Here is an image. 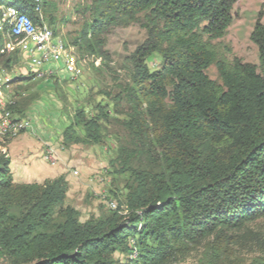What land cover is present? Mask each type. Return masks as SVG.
Returning a JSON list of instances; mask_svg holds the SVG:
<instances>
[{"label": "trees", "instance_id": "obj_1", "mask_svg": "<svg viewBox=\"0 0 264 264\" xmlns=\"http://www.w3.org/2000/svg\"><path fill=\"white\" fill-rule=\"evenodd\" d=\"M236 2L85 0L80 13L86 18L71 43L81 56L107 58L112 29L139 24L145 31L128 57L130 83L113 99L126 104L116 113L126 136L109 168L114 177L127 178L125 195L117 209L81 221L66 202L64 175L43 183L14 181L2 151L8 140L0 138V264H119L116 253L128 264H173L203 245L205 264H217L222 242L233 239L254 242L260 251L255 264H264V229L251 228L264 220L261 15L249 35L258 65L228 60L213 44L227 34ZM0 5L34 25L55 23L50 0ZM10 51L0 30V67L6 71L21 60L19 51ZM153 54L162 59L156 71L148 67ZM212 65L220 83L206 74ZM31 77H14L8 85ZM7 107L17 112L14 102ZM92 111L75 109L60 133L63 149L102 143L111 111L100 103Z\"/></svg>", "mask_w": 264, "mask_h": 264}, {"label": "rangeland", "instance_id": "obj_2", "mask_svg": "<svg viewBox=\"0 0 264 264\" xmlns=\"http://www.w3.org/2000/svg\"><path fill=\"white\" fill-rule=\"evenodd\" d=\"M50 1L55 5V11L53 12L55 23L50 28L56 33L55 39L60 40L63 44L65 43L64 45L67 47L66 55L73 60L75 69L79 72V77L76 80L72 79L69 70L63 68L70 76L65 82L67 86L63 84L52 89L53 94L50 96L47 93L44 100L34 97V99H37L35 102L37 105L49 107L53 104L58 107L60 116L59 123H57L58 131H61L70 123L77 107L85 108L90 116L95 113L92 110L99 103L106 105L107 109L111 111V120L105 124V134L101 144L73 145L69 148L60 149L64 158V165L61 164L60 160L53 165L47 163L43 159L42 152V159L48 165L61 164L63 167V174L61 175L65 176L68 185L66 202L80 212L81 221H86L89 218L98 217L103 211H107L106 199L111 198L117 203L118 200L123 201L125 195L124 183L127 178L124 176L114 177L109 168V161L115 157L116 147L125 140L126 136L120 126L123 116L122 114H116L125 111L126 104H115L113 99L124 86L130 83L131 66L128 57L143 42L145 31L139 24L112 29L106 36L105 50L107 58L100 61L93 57L81 56L71 43L77 37L86 18L80 13L85 0ZM259 14L261 15V23L264 24V0H237L234 4L232 23L227 30V34L223 38L213 41L217 50L220 53L224 52L228 60L237 57L243 62L258 65L257 47L249 39V35ZM42 23L44 22L42 21ZM226 47L230 48V53L225 52ZM12 50H17V47ZM28 62L26 58L21 56L19 64L10 71L0 67V72L5 71V73L12 74V78L27 77L29 74L31 75L28 72L29 69L26 70L29 66ZM161 64L162 59L157 54H153L149 58L148 67L150 71L158 70ZM206 74L211 80L220 83L216 68L213 65L207 69ZM41 92H45V90ZM112 109H115L116 112ZM34 112L37 114L38 110ZM13 116L16 120L29 119V116H20L17 112L13 113ZM17 123L18 129L14 135L0 138L11 140L23 132L32 130V125L30 130L25 131L21 128L20 121ZM50 147L52 148V146ZM52 149L54 156L57 157L56 148L53 147ZM73 172H78L77 176ZM107 193L108 196L105 197ZM113 193L116 194V198L113 197ZM251 228L253 230L264 229V220L257 221ZM234 240L222 242L220 246L222 254L217 264H255L260 251L254 242L239 240L238 243H235ZM206 252L205 245L195 247L191 251L185 252L186 254L180 255L173 264H205L204 256ZM115 257L118 259L119 264H128L125 257L122 258L117 253Z\"/></svg>", "mask_w": 264, "mask_h": 264}, {"label": "crops", "instance_id": "obj_3", "mask_svg": "<svg viewBox=\"0 0 264 264\" xmlns=\"http://www.w3.org/2000/svg\"><path fill=\"white\" fill-rule=\"evenodd\" d=\"M21 56L26 58L23 54ZM26 70H28V67ZM41 70L46 73L43 79H36L32 76L31 79H23L19 83L11 85L8 89L5 87L0 88L2 90L0 97L5 102H14L15 109L20 116H29V119L23 120L21 128H23V125L28 127L32 125L31 131L23 132L2 145V151L6 152L10 159V170L16 183H42L44 180L63 174L61 164L64 165V158L60 152V149H63L60 144L62 130H57V123L60 120L58 107L53 104L49 107L37 105L35 100H44L47 93L51 96L53 94L52 89L63 84L66 85L65 82L70 76L60 65L47 64ZM49 72L51 74H47ZM62 74L64 75L62 76ZM43 90L45 92H41ZM34 97L37 99H34ZM35 110H38L37 114L34 112ZM23 129L25 131L30 130L29 128ZM46 146L56 148L57 157L62 162L61 164L50 166L42 159V152Z\"/></svg>", "mask_w": 264, "mask_h": 264}, {"label": "bare ground", "instance_id": "obj_4", "mask_svg": "<svg viewBox=\"0 0 264 264\" xmlns=\"http://www.w3.org/2000/svg\"><path fill=\"white\" fill-rule=\"evenodd\" d=\"M1 8L6 9V10H12L11 20L7 16H4V13H3ZM20 19H22L25 22V24L30 26V27H39V25L32 24L31 21L26 16L18 13L15 9L8 7V6H5V5H0V30L4 31V34L8 40V45H9L10 50L17 47L16 36H15V32L13 31V22H18ZM43 25H45V24L43 23ZM43 38L51 39L53 41V43H55L56 46H60V57H61V61H62V67L69 70V73H70V76L72 79H74V80L78 79L79 72L77 69H75L73 60L66 55V50H67L66 46L60 40L55 39V37L53 36V33L49 27H48V29H43ZM39 51H40V44H33L32 54H39ZM28 69H29V66H28ZM7 74H9V73H5V71L0 72V88L1 87H5L6 89L10 88V86L8 84L11 81H13L12 80L13 78H12V76H7ZM2 76H7V78L2 79ZM39 78H44V77H39ZM1 91L2 90H0V92ZM0 110H1L0 136H8V135L15 133L18 129V123H17V121H13L9 125H7V120H16V119L14 118L12 111L10 109H8L7 102H5L4 99L1 97H0ZM52 148L50 146H46L45 150L46 151H53ZM43 159L45 161H47V158H43ZM75 175L77 176V173H75ZM101 196H102V194H101ZM107 196H108V193L106 194L105 197H107ZM105 203L107 204V206L110 210L111 209L112 210L117 209L116 208L117 205H116V202L114 200H112V199L107 200L106 199Z\"/></svg>", "mask_w": 264, "mask_h": 264}, {"label": "built area", "instance_id": "obj_5", "mask_svg": "<svg viewBox=\"0 0 264 264\" xmlns=\"http://www.w3.org/2000/svg\"><path fill=\"white\" fill-rule=\"evenodd\" d=\"M2 9V8H1ZM4 16H7L11 20L12 10L2 9ZM43 29H48L47 25L41 23L39 27H30L20 19L18 22H13V31L15 32L17 41V50L21 55L23 54L29 61V71L31 75L38 79L39 77H45L46 73L42 72L41 68L47 64L60 65L62 67V61L60 57V46H56L51 39L43 38ZM33 44H40L39 54H32ZM51 74V72L47 73ZM7 76H13L7 74ZM7 76H2V79H6ZM1 115V110H0ZM13 121H20L23 123V119L20 120H7V125ZM23 128H29L27 125H23ZM43 158H47V163L56 164L59 161L58 157L54 156V151L43 150ZM75 173L78 172H73Z\"/></svg>", "mask_w": 264, "mask_h": 264}]
</instances>
